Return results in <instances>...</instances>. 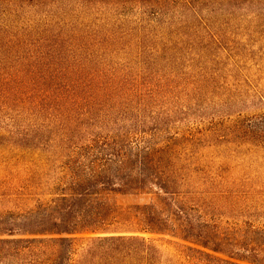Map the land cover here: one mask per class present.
Segmentation results:
<instances>
[{
    "label": "trees",
    "instance_id": "1",
    "mask_svg": "<svg viewBox=\"0 0 264 264\" xmlns=\"http://www.w3.org/2000/svg\"><path fill=\"white\" fill-rule=\"evenodd\" d=\"M69 1L153 23L89 41L52 23ZM195 1L0 0L45 7L0 23V264H264V0L155 23Z\"/></svg>",
    "mask_w": 264,
    "mask_h": 264
},
{
    "label": "rangeland",
    "instance_id": "2",
    "mask_svg": "<svg viewBox=\"0 0 264 264\" xmlns=\"http://www.w3.org/2000/svg\"><path fill=\"white\" fill-rule=\"evenodd\" d=\"M196 2V8L198 9V13L202 16V19L197 20L195 16L192 14L193 12L190 11V9H186V13H182L179 11L180 8L174 9L169 8L164 13L160 15L158 18V21L155 23H213L214 25H220L221 23H230V19L228 16V10L230 7V4L226 0H201V2L198 4L197 0ZM88 5V4H87ZM86 5V9H82L81 6H79L78 2L69 1L67 5H65L64 9H61L56 4H53L51 7V13H52V23H66V31L69 29V27L75 26L76 30H73L70 32V36L76 35V32L78 31L80 34H84L87 36V39L89 36H93L94 41L98 42L100 41L105 42L106 40H109L106 36V33H104V29L110 26L106 23H112L110 27L116 26V23H153L151 21L150 17L152 15H141L139 12L141 9L138 8V3L135 1L132 2H126V4H123L122 8L120 7L117 10H114V4L108 3V2H96L92 1L89 3V6ZM229 5V7H228ZM47 7V6H46ZM45 9L43 7L39 10V12L30 13V17L25 15L24 13H12V14H3L0 13V23H31L26 22V19L31 18L35 20L32 23H44L45 18L41 17L40 14ZM154 10V9H153ZM179 11V12H178ZM115 12V13H114ZM119 12L122 13V15L119 14ZM24 15V16H23ZM69 25V26H67ZM120 26V25H119ZM221 28H224L221 26ZM264 32V30H263ZM95 34V35H94ZM36 36H30L29 41L34 42ZM256 41L262 42L261 35L259 34V37L255 36L252 37ZM130 39V36H127L126 38L120 40L115 39L114 42L117 46L120 45V43L128 42ZM89 41L91 39H88ZM119 56H122L121 54ZM243 61L242 63L245 64V55L242 56ZM255 59H260L261 63L258 65L257 68H259L264 63V56L262 55H256L254 54ZM239 59V57H237ZM249 59V58H248ZM247 59V61H248ZM251 72H254V82L255 83H264L263 76L264 72H256L254 71L255 68L253 66H248ZM221 71L225 73L227 71V68L225 66H219ZM230 72H237L235 70ZM229 72V73H230ZM101 131H106L105 129Z\"/></svg>",
    "mask_w": 264,
    "mask_h": 264
}]
</instances>
